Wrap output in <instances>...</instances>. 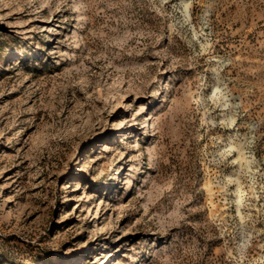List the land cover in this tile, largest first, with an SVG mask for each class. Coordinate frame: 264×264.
Segmentation results:
<instances>
[{
    "label": "rangeland",
    "instance_id": "1",
    "mask_svg": "<svg viewBox=\"0 0 264 264\" xmlns=\"http://www.w3.org/2000/svg\"><path fill=\"white\" fill-rule=\"evenodd\" d=\"M0 264H264V0H0Z\"/></svg>",
    "mask_w": 264,
    "mask_h": 264
}]
</instances>
